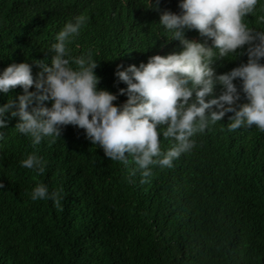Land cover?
Masks as SVG:
<instances>
[{
    "label": "trees",
    "instance_id": "obj_1",
    "mask_svg": "<svg viewBox=\"0 0 264 264\" xmlns=\"http://www.w3.org/2000/svg\"><path fill=\"white\" fill-rule=\"evenodd\" d=\"M166 9L182 11L179 0H0V70L27 61L37 78L43 68L37 61L52 63L56 33L84 14L86 25L68 42L71 55L91 50L98 88L116 92L113 103L121 104L127 94L119 88L127 85L115 75L118 64L139 65L153 54L183 49L159 23ZM261 16L264 0L245 23L264 29ZM185 34L206 39L195 28ZM237 52L214 58L215 72L246 63L247 44ZM234 82L241 90L238 106L248 98L241 78ZM222 88L217 82L206 98ZM23 91L20 85L0 91V104L18 100ZM230 115L197 132L193 149L171 167L151 165L145 179L131 155L127 163L112 160L71 123L61 137L33 146L16 129L20 116L6 111L0 128V264H264V131L255 125L229 130ZM159 127L162 132L165 126ZM159 135L163 151L173 146L172 138ZM33 151L46 162L43 173L20 163ZM37 183L59 192V203L31 199Z\"/></svg>",
    "mask_w": 264,
    "mask_h": 264
},
{
    "label": "clouds",
    "instance_id": "obj_2",
    "mask_svg": "<svg viewBox=\"0 0 264 264\" xmlns=\"http://www.w3.org/2000/svg\"><path fill=\"white\" fill-rule=\"evenodd\" d=\"M258 3L179 0L181 12H161L159 23L170 33L169 38L181 41L183 49L153 54L139 65L118 64L115 75L127 85L119 88V93L127 94L121 104L113 103L118 98L116 92L98 88V61L91 50L71 55L68 42L80 34L88 20L86 15H78L56 33L50 46L55 50L52 63L37 61L43 66L37 78L27 61L13 62L0 70V91L8 92L17 85L24 89L18 100L10 98L0 104V128L6 125L5 114L10 110L12 116L21 118L16 129L36 146L45 137H61L63 126L71 123L83 128L92 144L101 146L112 160L127 163L131 155L145 179L152 174L151 165L171 167L175 158L193 149L197 132L221 121L228 112L232 113L229 130L255 125L264 131V29L245 23L246 14H254ZM259 19L264 22V16ZM191 28L198 29L206 39L188 38L186 29ZM207 38H211V45ZM245 44L247 62L217 74L212 67L214 58L235 57ZM235 78H241L242 91L248 98L238 106L241 90ZM217 82L223 86L221 94L206 98ZM33 84L36 91L30 90ZM48 100L52 101L50 106L44 103ZM158 125L165 126L162 132ZM160 133L174 141L166 151L161 148ZM3 137L0 131V139ZM20 163L40 173L45 171L46 162L35 151ZM40 198L59 203L61 197L59 192L50 193L46 184L37 183L31 199Z\"/></svg>",
    "mask_w": 264,
    "mask_h": 264
}]
</instances>
